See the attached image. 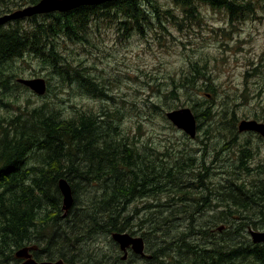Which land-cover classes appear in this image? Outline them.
<instances>
[{
  "label": "trees",
  "instance_id": "obj_1",
  "mask_svg": "<svg viewBox=\"0 0 264 264\" xmlns=\"http://www.w3.org/2000/svg\"><path fill=\"white\" fill-rule=\"evenodd\" d=\"M37 1L32 0L33 3ZM171 1L184 12L185 17L177 18L178 26L195 16L197 3L202 1L213 8H223L233 20L254 9L253 0ZM166 14L176 22L166 6L157 0H110L97 5H80L65 12L34 16L29 28L17 24L0 30V264L17 262L14 252L32 243L39 246L35 254L41 259H62L67 264H79V257L86 254L80 243L82 239L92 235L108 236L114 232H137L135 227L163 235L165 245L159 252L177 247V253L166 252L168 259H162L160 264H264V242L243 241L249 229L259 228L264 220V169L253 173L245 163H235L234 177L226 178V182L218 187L209 183L208 186L207 181L203 183L202 173L194 177V181L184 179L193 175L188 174L193 168V161L191 165L183 164L184 167L188 165L186 169L170 170L163 160L156 161L153 154L143 153L132 141L128 145L117 135L120 132L108 112L104 111L98 117L90 107L81 105L78 109L74 106L73 112L65 117L62 110L54 106L43 105L29 110L13 102L27 88L16 80L21 74L17 71L14 79V73H7L12 69H5L3 62H15L27 51L39 60L40 68L51 66V73L63 81L76 83L85 88L86 93L98 97L96 93L103 91V86L98 84L99 77L81 60L63 55L61 58L58 40L68 38L72 42L93 44L90 41L93 26L103 20L113 22L121 32L136 31L142 35L145 27L151 28L153 22H161ZM39 18L41 20L37 21ZM177 78L179 82L170 79L173 88L169 93L175 99L178 98L174 88L187 90L196 79L206 77L201 70H196L195 74L190 71ZM10 86L12 88L9 89ZM209 86H206L207 90ZM191 109L197 122L202 116H212L208 108L203 112L197 111L194 106ZM232 115L228 121H232L230 125L234 129L236 119ZM252 117L260 119L256 114ZM106 122L114 125L107 129ZM142 155H146V163L141 160ZM241 156L244 158L246 152L242 151ZM203 166L204 171L206 168ZM155 167L160 169L155 170ZM245 171L254 174L248 185L238 180ZM61 177L68 181L73 199L64 216L57 186ZM91 187H95L98 194L79 205V192L90 193ZM199 190L204 194L195 198L197 201L192 204L188 203L191 198L188 196ZM157 193H168L171 200L144 206L150 209L154 205L162 208L160 212L167 211L158 217L156 227L146 228L145 221L133 223L135 218L125 215L127 203L137 198L156 197ZM210 200H218L222 211L234 208V212L238 210L239 213L236 215L231 209L224 213L218 210L208 221L198 222L194 217L203 216L198 215L200 211L197 210L209 206L212 209ZM180 204H183L182 209H179ZM229 211L238 217L226 220L225 213ZM201 213L204 214L203 211ZM174 221L177 224L181 221L192 223L187 224V231L174 239H167V231L177 226L171 227ZM221 221L225 227L221 232L229 234L214 244L212 227ZM141 235L146 237V234ZM223 241L227 242L224 244ZM228 241L233 242L235 248L230 247ZM98 254L101 255L99 264H105L107 253L100 248ZM154 257L150 264H159L155 260L157 256Z\"/></svg>",
  "mask_w": 264,
  "mask_h": 264
},
{
  "label": "rangeland",
  "instance_id": "obj_2",
  "mask_svg": "<svg viewBox=\"0 0 264 264\" xmlns=\"http://www.w3.org/2000/svg\"><path fill=\"white\" fill-rule=\"evenodd\" d=\"M157 1L166 6L176 22L166 14L161 22H153L151 28L145 27L141 35L136 31L121 32L113 22L103 20L99 21L96 27L93 26L90 40L93 44L85 41L72 42L68 38L58 40L61 58L63 55L67 58L79 59L99 77L98 84L103 86L102 93H96L99 98L86 93V89L76 83L63 81L51 73L53 72L51 66L40 68L39 60L25 51L15 62L10 60L3 62V67L12 69L7 73H14V79L18 71L20 77L44 78L48 86L43 95H37L27 88L13 102H18L22 109L29 110L43 105L54 106L60 108L65 117L73 112L74 106L78 109L81 105L84 108L90 107L98 117L104 111L108 112L120 132L117 135L123 141L126 143H128L126 140L132 141L131 143L134 144L133 140L139 139L137 147L143 153L150 152L156 159L163 160V164L170 170L186 169L188 165L184 167L185 163L191 165L193 161V168L188 173L193 175H187L184 179L194 181V177L202 173L203 183L207 181L208 186L215 184L218 187L220 183L226 182V178L234 177L232 171L237 161L239 143L243 146L248 140L247 146L254 145L252 149L256 158L264 161V144L245 133H240L239 138L236 137L235 134L239 132L230 125L232 121H228L231 114L234 115L236 123L240 119H255L252 116L256 114L260 118L256 120L264 122V0H253V11L249 14L248 12L240 14L235 20L230 18L224 9L213 8L203 2L197 3L195 16L186 20L181 26L177 25V18L185 16L180 7L171 0ZM40 20L41 18L37 19ZM229 21L234 23L225 24ZM25 24L23 26L27 25ZM31 25L32 21L27 27ZM189 70L193 74L196 70H201L208 80L198 78L187 90L174 88L177 91L174 94L178 99L172 98L169 93L173 88L170 79L174 78L179 82L180 79L177 77L190 72ZM9 81L12 82L11 79ZM205 85H210L209 90ZM199 90L211 95L206 98L199 96ZM198 102L210 105L202 106ZM176 106L177 108L194 106L200 112L208 108L209 114L212 113L210 118L200 117V121L197 122L200 125L196 132L198 136L194 139L176 128L166 118L165 112ZM114 123L106 122L105 127L108 129V126ZM142 156L141 160L146 163V155ZM175 164L176 166L173 167ZM202 165L212 166V169L203 171ZM252 174L245 171L238 180L248 185L253 180L254 174ZM183 190L190 191L189 188ZM89 192L82 190L79 192L80 199L77 200L79 205L98 194L95 187H91ZM202 194L204 193L201 190L194 195L190 194L188 203L197 201L195 198ZM170 197L168 193H161L156 197L137 198L128 205L125 215L133 216L135 218L133 223L145 221L146 228L156 227L158 217L166 214L167 211L160 212L162 208L159 209L154 205L150 209L144 206L147 203L169 202ZM175 201L179 202L177 196ZM210 201L212 209L209 206L197 210L200 211L198 215L203 216L194 217L198 222L208 221L214 213L222 209L218 200ZM229 209L234 212V208ZM202 211L204 214L201 213ZM237 213L238 210L234 212L236 215ZM230 215H232L230 211L225 213V219L230 220ZM246 215L249 216V212ZM262 222L259 228L257 226V229H250L264 230L261 229L264 228V220ZM190 223L192 221H181L171 225L172 228L177 226L167 231L169 232L167 239L169 237L174 239L182 234L181 232L187 231L189 226L187 224ZM223 224L221 221L212 227L214 233L211 237L214 244L221 242L223 237L229 234L221 232L225 230ZM134 229L138 230V233L146 234L147 249L152 251L148 254L157 256L156 260L159 264L162 259L165 261L168 259L165 256L166 252L177 253V247L164 253L159 252L165 245V238L160 232L148 233L145 228L138 227ZM191 239L195 238L191 237ZM248 239L251 240L250 234L246 233L243 241L247 242ZM114 241L110 234L92 235L82 239L80 243L86 254L79 257V264H99L100 248L107 253L104 257L105 264L121 262L118 261L120 259H116L121 253L116 249ZM226 242L223 241L224 244ZM228 243L230 247L235 248L233 242L228 241ZM154 249H158L155 254ZM88 252L90 254H87ZM131 260V263L126 261L123 264H150L149 259L132 258Z\"/></svg>",
  "mask_w": 264,
  "mask_h": 264
},
{
  "label": "water",
  "instance_id": "obj_3",
  "mask_svg": "<svg viewBox=\"0 0 264 264\" xmlns=\"http://www.w3.org/2000/svg\"><path fill=\"white\" fill-rule=\"evenodd\" d=\"M107 1L110 0H39L35 4L27 6L22 10L0 16V24L7 20L20 18L22 16H32L54 11L65 12L80 5H97ZM17 81L38 95H43L46 91V82L44 78H18ZM165 116L176 128L182 130L191 138L196 135L197 121L189 107L168 110L165 112ZM246 130L258 132L264 136V122L255 119H242L238 123V131ZM58 187L62 195V211L65 215L73 201L71 188L64 178L59 180ZM112 237L116 240L122 250L125 251L127 247L131 246L136 254L144 255L143 241L141 237L133 238L127 232H114ZM250 238L254 243L264 242V230H251ZM35 249L36 245L21 247L14 252V257L22 260V264H65L62 259L37 262L30 252Z\"/></svg>",
  "mask_w": 264,
  "mask_h": 264
},
{
  "label": "flooded vegetation",
  "instance_id": "obj_4",
  "mask_svg": "<svg viewBox=\"0 0 264 264\" xmlns=\"http://www.w3.org/2000/svg\"><path fill=\"white\" fill-rule=\"evenodd\" d=\"M202 2L206 3L207 5H209V3H207V2H204V1H202ZM199 3H201V2H199ZM32 4H34L32 2V0H0V16L5 15V14H11V13H13L15 11L21 10V9L27 7V6L32 5ZM221 9H223V8H221ZM39 15H44V14H39ZM39 15H34V16H39ZM34 16H22V17L17 18V19L8 20V21L0 24V30L3 29V28H7V29L13 28L17 24L23 26L26 23L29 26L31 21H32V19L34 18ZM232 23H234V21L225 22V24H232ZM198 95L206 98V97L210 96L211 94L208 93V92H205V91L201 92L199 90L198 91ZM198 104L202 105V106L210 105V104H206V103H202V102H198ZM240 120H242V119H240ZM239 121L235 124V128H234L237 131H238V123H239ZM197 128H198V124H197ZM238 132H239L238 134H235V136L238 137V138L240 136V133H243V134L245 133L247 135H250V136H253V137L257 138L259 140V142H262L264 144V136H262L258 132L251 131V130L238 131ZM197 136L198 135L196 134L192 139H194ZM138 140L139 139H134L133 140L135 147L138 146ZM127 142H128L127 144L129 145V141L128 140H127ZM247 144H249L248 140L246 141V145L241 146L240 143H239L240 147H239V150H238V153H237V161H236V163H241V162L245 163V165L248 167V169H250V171L253 172V173H257L259 171H262L264 169V161H261V160H259V158H256V154L254 153V150L252 149V147H254V145L252 146L253 143H251L252 147L247 146ZM242 151L246 152V156L244 158H242L243 156L240 157ZM243 155H245V154H243ZM156 161H159V159H156ZM175 166H176V164L173 167H175ZM167 168L170 169L168 166H167ZM205 168H206V170L209 169V168L212 169V166L205 165ZM159 169H160L159 167L158 168L155 167V170H159ZM167 171H169V170H167ZM157 194L160 195L161 193H157ZM130 203L131 202H129L127 204L129 205ZM182 206H183V204L179 205V207H182ZM224 212H226V210H224V211L221 210V213H224ZM234 217H235L234 215H230V218H234ZM127 233L130 236L134 237V238H136V237H141L142 238L143 247H144L143 248L144 255L136 254L131 246L127 247L125 251L121 250L122 251L121 252L119 244H117L114 241L116 249L119 250V252L121 253V256H120L121 260H119L121 262L115 261L112 264H120V263L123 264L126 261H129L131 263L132 262V260H131L132 258H138V259H141V260H146V259L152 260L153 258H155L151 254H148V252L151 253L152 251H148V249H147V238L146 237L142 236L141 233H138V232H132V233L127 232ZM112 234L113 233L110 234V237H112ZM39 249H35V250H31L30 251L32 257L37 262L47 261V259H44V258L41 259L35 254V252L38 251ZM50 261H55V260H50ZM22 262H23L22 260L17 259V262H13V264H22ZM65 264H67V263L65 262Z\"/></svg>",
  "mask_w": 264,
  "mask_h": 264
},
{
  "label": "bare ground",
  "instance_id": "obj_5",
  "mask_svg": "<svg viewBox=\"0 0 264 264\" xmlns=\"http://www.w3.org/2000/svg\"><path fill=\"white\" fill-rule=\"evenodd\" d=\"M36 158V157H35ZM60 179H62V177L61 178H59L58 179V181H57V186H58V182H59V180ZM65 179V178H64ZM66 180V179H65ZM67 181V180H66ZM67 183H68V181H67ZM69 184V183H68ZM58 190H59V192H60V189H59V187H58ZM170 191V190H169ZM169 193V192H168ZM61 194V193H60ZM61 197H62V195H61ZM61 199V211H62V198H60ZM174 206V205H173ZM63 216H64V212H63V214H62ZM133 222H134V220H133ZM251 230H253V229H249V234H250V231ZM52 231V230H51ZM254 231H258V230H254ZM132 237V236H131ZM113 238V237H112ZM134 238V237H133ZM115 242H116V240H115ZM253 242V241H252ZM117 243V242H116ZM254 243V242H253ZM32 245H36V249H39V246L37 245V244H35V243H32ZM168 245V244H167ZM181 245V244H180ZM185 245V244H184ZM28 246H30V245H28ZM144 248V247H143ZM122 250V249H121ZM122 251H124V250H122ZM61 257V256H60ZM115 260V259H114ZM134 260V259H133ZM156 260V259H155ZM119 261V260H118ZM11 263V262H10ZM159 263V262H158ZM162 264V263H161Z\"/></svg>",
  "mask_w": 264,
  "mask_h": 264
}]
</instances>
